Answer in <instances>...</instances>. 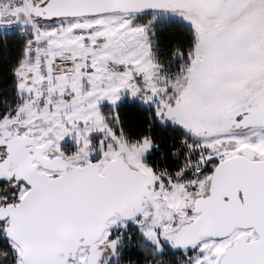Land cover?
I'll list each match as a JSON object with an SVG mask.
<instances>
[{"label": "snow or ice", "instance_id": "1", "mask_svg": "<svg viewBox=\"0 0 264 264\" xmlns=\"http://www.w3.org/2000/svg\"><path fill=\"white\" fill-rule=\"evenodd\" d=\"M0 264H264V0H0Z\"/></svg>", "mask_w": 264, "mask_h": 264}]
</instances>
